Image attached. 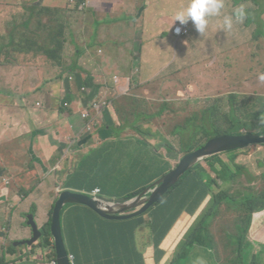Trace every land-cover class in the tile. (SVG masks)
I'll return each mask as SVG.
<instances>
[{"label":"rangeland","instance_id":"1","mask_svg":"<svg viewBox=\"0 0 264 264\" xmlns=\"http://www.w3.org/2000/svg\"><path fill=\"white\" fill-rule=\"evenodd\" d=\"M238 1L246 2L243 6L248 15L243 24H234L230 31L224 32L221 30L222 17H212L209 18L206 31L200 35L192 22L189 21L187 24L188 35L179 38L170 36L171 39L168 40V43L165 38H161V36L167 37L172 32V26L165 23V15L172 16L174 19V13L182 5H186L188 0H168L165 7H157L158 10L153 12L149 18V26H140L137 22L132 26L134 32L129 41L121 39L123 36L118 35V27L121 25L118 23L114 33L108 32L102 37L98 33L89 34L84 28L80 35V43L75 40L70 42V39L65 37L73 31L72 23L69 21L67 27L66 25L60 27L63 38L56 39L57 43L61 42L63 45L59 72L73 70L71 72L74 73L76 71L75 68L79 65L78 59H80L79 56H76L78 51L87 50L95 59L93 62L99 65L108 63L102 59L105 49L132 45L131 48H124V53L129 55L130 62L134 61V64L131 65L127 77L125 79L121 77L125 84L118 89L117 93L120 95L112 96V101L120 96L118 101L120 106L116 108L118 111L115 113H112V107L109 108L105 115H109L111 118L115 114L117 120L122 123V126H116L115 133L117 134H127V130L132 126L136 130L134 137L140 141L147 144L143 138L152 136L153 142L148 148L137 143L135 152L140 156L145 154L152 169L157 175H160L165 159L173 167L182 156L180 142L181 140L188 142L187 137L193 125H187L185 129H182L180 136L177 124L182 126L183 121L193 112L212 107L223 109L224 105L230 102L228 93L231 90L239 93V101L245 99L252 103L254 110L257 109L254 107L264 105V81L260 79V75L264 74V6L258 4V1L262 2L261 0H234V4L232 0H224L223 12L231 13L234 7L241 5L237 4ZM67 2V6L33 5L22 7L21 10H16L13 13L7 23L0 20V47L4 44L2 41H9L6 44L29 51L38 45L52 42L54 41L53 31L56 30H53L54 27L57 24H62L63 17L69 19L73 13H77L81 17L80 24L82 26V21L91 12L93 6L90 10L73 8L72 2L69 0ZM147 2L150 3V0ZM13 20H21L23 28H17V24L14 27ZM114 21L116 20L103 21L96 15L88 20L93 29L101 24L111 26ZM66 29L67 31L71 30L69 33H65ZM15 34L19 37L20 42L12 41ZM84 37L86 38L85 44L82 45ZM64 40L65 42H63ZM49 44L53 47L52 43ZM99 49H102V52L99 53ZM7 53L1 52L0 60H5L9 56L11 63L18 62L16 65H22L20 64L22 58L25 63H30L41 57L49 66L57 64L56 62L52 63L46 55L35 52H26L22 55L21 52H17V56L13 51ZM114 61L115 59L110 63L112 64ZM2 67L4 66L0 65V69ZM0 74L3 73L0 72ZM54 75L49 69L47 79L55 80ZM135 78L138 80H134ZM27 81L26 77L25 82ZM6 86L9 90L12 89L11 85L6 84ZM83 88L84 86H81L77 93L80 94ZM41 97L45 99V97ZM26 106L28 105H19L18 110H27ZM162 109L163 112L160 114ZM262 130L261 125L257 124L249 133H261ZM134 137L116 139V142L122 146L123 155L129 154L134 149L136 144L131 143ZM153 148L156 152H153ZM215 155H218L215 160L220 161L216 165L219 167L221 175L226 177L220 190L227 189L230 198L228 201L222 200L219 203L217 215L211 216L205 222L207 228H203L201 231V245L189 246L181 252V259L178 258L172 264H195L197 257H202L206 264H264V209H259L252 215L255 217L253 224L256 226L251 235L256 243L249 240L240 243V246L238 243L240 226L243 227L242 230L246 226L245 207L248 206V201L264 193V145L253 144ZM141 162L145 165L146 172H149L151 166L142 156ZM32 166L34 165L30 164V167ZM58 166L62 169L66 168V165L61 162ZM229 174L232 177H228ZM125 175L126 171H124L122 179L113 178V180L121 183L125 181ZM94 176V180H100L99 173ZM203 177L206 178L205 175ZM145 178L141 177L139 182H144L142 180ZM56 180V184H66V178L62 177V170L57 172ZM37 182L13 180L7 190L8 204L0 198V257L6 254L7 261L13 264H29L24 261L27 257L26 253L30 251L29 245L17 246L20 248L15 255L8 252L12 243L32 237V228L28 225V215L33 213L37 224L42 227L45 215L49 216L55 201V194L57 196L60 194V192L56 193V185L53 182L46 184L44 190L39 187L40 183L37 184ZM18 183L23 184L24 186L21 187L27 189L37 184L36 189L39 191H35V189L32 191L35 193H30L24 198L20 194L21 187H16ZM214 188L217 187L205 184L203 194L197 204L194 206L191 203L187 204L182 216L174 221L173 230L169 231L164 240L156 242L154 232L139 240L137 251L151 260L158 258L163 249L164 251L168 250L165 258L169 259L167 262L170 264L181 251L180 241L184 234L195 229L204 213L211 206L213 202L212 189ZM14 189H16V194L12 196L11 192ZM1 196L2 194H0ZM96 196L105 197L101 194ZM105 198L117 199L115 197ZM197 198L196 194L195 199ZM38 204L39 211H37ZM71 207L74 211V206L71 205L66 207L63 212L62 223L67 227L69 220L65 214L70 211ZM32 208H35V212H31ZM153 209L150 208L143 214L146 223L147 219H151L154 214ZM259 219L263 222L259 223ZM149 228L147 223L143 227L145 233H148ZM175 236L178 237L176 242L173 241ZM149 251H151L150 254H148ZM44 255L45 251L38 247L35 258H32V263L45 264L42 260ZM14 259L17 260L14 262Z\"/></svg>","mask_w":264,"mask_h":264},{"label":"crops","instance_id":"2","mask_svg":"<svg viewBox=\"0 0 264 264\" xmlns=\"http://www.w3.org/2000/svg\"><path fill=\"white\" fill-rule=\"evenodd\" d=\"M69 1L72 2L73 8L90 10L91 6H93L91 12L82 21V26L80 24L81 17L77 13H73L69 19L63 17L61 19L62 24H57L54 27L53 30L56 29L53 31L54 41L49 42L53 44V47L46 43L36 46L33 50L26 51L6 44L9 41H2L4 43L3 51L8 54V51L14 52L18 49L17 52H21V55L26 54V52L45 55L48 49L52 52L53 49L56 50V38H63L60 27L62 25L67 27L69 21L72 23L71 28L73 31L69 33L71 29L68 31L66 29L65 33L68 32L69 36L65 35V37L70 39V42L75 40L80 43V35L84 28L89 34L98 33L102 37L103 34L108 32L114 33L118 23L121 24L118 27V35L123 36L121 39L129 41L133 37L132 26L136 22L140 26H149L151 14L158 10L157 7H165L168 3V0H150V3L147 0ZM67 3V0H0V20H4L7 23L12 18L13 13L16 10H21L22 7H31L33 5L67 6ZM232 3L234 4V0H232ZM237 4L243 5L246 2L238 1ZM95 15L103 21H107V19L108 21H116L111 26L101 24L97 27L99 28L98 30L97 28L93 29L88 20H91ZM173 20L172 16L165 15V23L172 26V28L174 25H179V22L173 23ZM16 24L17 28H23L21 20L12 21L14 27ZM170 36L175 35L171 32L167 37L161 36V38H165L168 43V40L171 39ZM18 38L15 34L12 41L17 42ZM85 39L84 37L82 45L83 43L85 44ZM133 39L135 40V37ZM128 47L131 48L132 45L104 48L105 52H103L102 59L108 63L99 65L93 62L95 59L87 50L80 52L77 49L76 56H79L80 59H78L79 65L75 68L76 71L74 73L71 72L73 70L59 72L62 55L59 57L53 52V58L50 61L57 64L51 66L46 64L41 57L32 60L30 63H25L22 58L20 62L22 65H16L18 62L11 63L9 56L5 60H0L2 62L0 65L4 66L0 69V72L3 73L0 74V80H2L0 82V194L2 196L0 198L4 200V203L8 204L9 196L7 190L13 180L41 181L39 187L43 188L42 190H44L46 184L53 182L56 185V193L64 189L86 191L90 185L93 190L100 188L101 195L105 197L122 199L141 189L144 185L153 182L149 180H155V178L172 168L169 161L165 159L164 164L161 166L162 173L157 175L152 169L150 161H147L148 158L145 154H142L141 156L146 159V163L151 166L149 172H146L145 165L141 162V156L136 154L135 150L137 143H141L148 148L150 143L153 142L152 136L143 138V140L146 139V144L144 141L134 137L136 130L132 126L127 130V134H117L115 133L116 126H122V123L117 120L115 114L111 118L109 115H105L109 108L112 107L111 111L115 113L118 111L116 108L120 106V102H118L120 96L113 101L112 96L114 94L120 95L117 93L118 89L125 84L121 77L125 79L131 65L134 64V61L130 62L129 55L124 53V48ZM98 52H102V49H99ZM113 59L115 61L111 64L110 61ZM49 69L51 74H55L54 78L57 80L47 79ZM62 74H64V77L59 78ZM70 75L74 76L72 84L68 79ZM26 77L28 79L27 82H25ZM134 80H138V78ZM6 84L11 85L12 89L9 90ZM81 86L87 87L86 93H77ZM129 88L131 89L132 87ZM41 96L45 97V99ZM102 98L109 101V106L104 108L102 115H93L90 119H83L81 111L88 105L87 103L94 99ZM26 104L28 105L26 106L28 107L27 110H18L19 105L25 106ZM162 112L163 109L159 113L161 114ZM122 137H134L131 143L136 144L134 149L127 155L122 154V146L116 142V139ZM153 152H156V150L154 149ZM60 162L66 165L65 169L58 166ZM30 164L34 166L30 167ZM80 164H87L89 167L95 168L93 181H90L91 178H87L89 181L88 186H82L78 182L82 180L74 177V171ZM59 170H62V177L66 178V184H56V176ZM124 171H126L125 181L118 183L113 180V178L122 179ZM144 172L148 174L142 180L144 182H139ZM96 173L100 175L99 181L94 180ZM191 178H186L184 181H191ZM21 186L24 185L18 183L16 187ZM35 191L39 190L36 189ZM212 191L216 192L218 189L214 188ZM15 194L16 189L11 192L12 196H15ZM20 194L23 195L21 188ZM56 196L55 194V198ZM37 211H39V204ZM48 219L49 216L46 217L45 215L43 225L46 224ZM258 222L262 223L263 221L259 219ZM145 225L144 223L137 229L135 241L132 244L133 249L131 252L135 251L136 257L133 258L131 263L126 262L125 264H168L167 261L169 259L165 258L168 250L164 251L163 249L158 258H152L151 260L149 257L143 256L140 251H137L139 249V240L142 237L151 235L150 228L148 233H145L143 229ZM252 226L250 233L253 232L252 230L256 225L253 224ZM170 230H173L172 227ZM169 231L161 240L166 238ZM177 240L178 237L175 236L173 241L176 242ZM32 258L35 257H26L24 261L29 264L36 263H32ZM35 261L37 260L35 259ZM36 264L42 263L38 262Z\"/></svg>","mask_w":264,"mask_h":264},{"label":"trees","instance_id":"3","mask_svg":"<svg viewBox=\"0 0 264 264\" xmlns=\"http://www.w3.org/2000/svg\"><path fill=\"white\" fill-rule=\"evenodd\" d=\"M183 27L187 29L186 34L174 33L172 30L173 35L176 37L188 35L189 30L187 24ZM56 39L58 40V38ZM16 41L20 42V39L18 38ZM63 42H65V40ZM3 50L2 44L0 47V54L1 52H6ZM17 50L18 49L14 51L16 56ZM62 51L63 45L61 42L57 43L56 50H52V52L59 55V57H61ZM52 52L48 49L45 52V55L49 59H52ZM1 63L2 62H0V64ZM63 77L64 74H62L59 78ZM69 78L70 77H68V79ZM69 81L71 84L74 82L70 79ZM228 94L230 102L224 105L223 109L212 107L209 109L200 110L198 112H193L191 116L183 121L182 126L177 124V129L180 130L178 132L179 135L180 132H182V129H185L187 125H193V128L190 130L187 137L188 142L184 140H181L180 142V152L182 155L200 147L205 141L214 136L222 134H237L243 132L249 133L250 130L253 129V126L257 124H260L261 128H263L261 132L264 131V105L254 107L257 108L254 110L252 103L247 102L245 99H241L240 101L238 100V92L231 90ZM84 110L89 111L91 113V117L94 115L93 108L86 107V109L84 108L83 111ZM83 111H81V113ZM210 116H212V118H210ZM91 117L86 119H90ZM217 156L218 155L208 157L193 166L152 207V209L154 208L152 211L154 214L152 215L151 219H147V223L151 229L150 234L152 235L155 232V241L158 242L170 230V228L173 227L174 221L183 214V211L185 210L188 203H191L193 206L197 204L203 194V186L205 184L214 187L216 186L218 189V191L213 192V202L204 213L199 224H197L195 229L190 233L186 232L184 234L180 241L181 251L170 264L174 263L178 258L181 259V252L185 251L189 246L192 247L193 245H201V231L203 228H207V225L205 226V222L209 220L211 216L215 217L217 215L219 203L222 200L228 201L230 198V193L227 189L220 190L226 177L221 175L219 167L216 165L220 162L219 160H215ZM94 173V167H89L87 164H80L79 167L74 171V177L82 180L78 181L82 186H88L89 181L87 178H91L90 181H93ZM203 175H205L206 178H204ZM142 176L146 177V172L142 173ZM189 177H192L191 181H184V179ZM228 177H232L231 174H229ZM39 183H41V181L37 182V184ZM37 184L32 186L30 189L21 187V193L23 194L22 196H28L30 192L36 189ZM146 185L137 191L139 192L145 188ZM92 190L93 189L90 185L89 188L86 189V191L91 192H88L91 195L93 194ZM61 191L62 190H59L58 193ZM137 191L134 193L132 192L129 196L137 193ZM196 194L198 195L197 199H195ZM57 197L58 196H56L55 201ZM55 201L52 204L48 221L41 227L42 237L38 242L28 247L30 248V251L25 255L28 258L35 257L37 248L40 247L43 249V251H45V255L42 257L43 263L45 264H50L52 259L56 257L55 244L50 230ZM68 206L71 205H67L66 207ZM72 206H74V211L71 207L70 211L65 214V217H68L69 220L68 227L65 225V228L64 224L62 223V228L68 252L69 254L74 255V264H125L126 262L131 263L133 261V258L136 257V252L131 251L133 249L132 244L135 241L137 229L142 224H147L144 215L128 220H109L100 217L93 210L86 206L74 204H72ZM259 209H264V193L254 197L253 199H250L248 201V206L245 207V211L247 212L245 216L246 226H244V230H242L243 227L240 226L241 230L239 231L238 235L239 246L240 243L242 244L247 240L256 243L254 237H252L249 231V228H251L255 218L252 216L253 213ZM64 210L62 211V219ZM31 212H35V208H32ZM19 248L20 247H16L12 243L9 246L8 252H10L12 255H15ZM16 260L17 259H14L13 261L15 262ZM9 262L10 261H7L6 259V254H3L0 257V264H9Z\"/></svg>","mask_w":264,"mask_h":264},{"label":"water","instance_id":"4","mask_svg":"<svg viewBox=\"0 0 264 264\" xmlns=\"http://www.w3.org/2000/svg\"><path fill=\"white\" fill-rule=\"evenodd\" d=\"M253 144H264V132L222 134L211 137L200 147L182 155L176 165L153 180L141 191L124 199H110L91 195L85 191L64 189L58 195L52 212L51 234L56 249L57 264H74L64 239L62 211L67 205H83L100 217L109 220H128L146 213L162 196L195 164L218 153L233 151ZM28 225L32 228V237L14 242V245L32 246L42 237V230L33 213L28 215Z\"/></svg>","mask_w":264,"mask_h":264},{"label":"clouds","instance_id":"5","mask_svg":"<svg viewBox=\"0 0 264 264\" xmlns=\"http://www.w3.org/2000/svg\"><path fill=\"white\" fill-rule=\"evenodd\" d=\"M263 1V0H261ZM224 0H188L186 5H182L175 13L173 23L178 21L181 26L192 22L196 31L203 34L209 24V18L222 17L221 30L230 31L234 24H243L247 19L248 13L243 5L236 6L231 13H224ZM181 31L180 27L176 32ZM264 81V74L260 75ZM195 264H206L202 257H197Z\"/></svg>","mask_w":264,"mask_h":264},{"label":"built area","instance_id":"6","mask_svg":"<svg viewBox=\"0 0 264 264\" xmlns=\"http://www.w3.org/2000/svg\"><path fill=\"white\" fill-rule=\"evenodd\" d=\"M177 27H180L181 28V31L178 33V34H186L187 33V29L181 25H175L172 30L174 33H177L176 32V28ZM70 80L71 81H74V77L72 75L69 76ZM87 91V87L84 86V88L82 89V92H86ZM88 105L86 106L87 108H93L94 110V115L97 116L99 114H101L104 110L105 107H108L109 106V101L107 99H94L92 101H90L89 103H87ZM85 107V109H86ZM82 117L83 118H88V117H91V113L89 111H86L84 110L82 113ZM100 188H96L93 190V194L92 195H98L100 194ZM70 260L72 262H74V255L73 254H70ZM50 264H57V258L55 257L54 259H52L51 263Z\"/></svg>","mask_w":264,"mask_h":264},{"label":"flooded vegetation","instance_id":"7","mask_svg":"<svg viewBox=\"0 0 264 264\" xmlns=\"http://www.w3.org/2000/svg\"><path fill=\"white\" fill-rule=\"evenodd\" d=\"M258 4H262L264 6V0L262 2L258 1Z\"/></svg>","mask_w":264,"mask_h":264}]
</instances>
